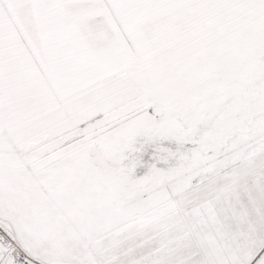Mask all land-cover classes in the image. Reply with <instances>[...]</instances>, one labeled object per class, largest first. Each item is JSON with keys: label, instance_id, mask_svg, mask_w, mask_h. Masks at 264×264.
Segmentation results:
<instances>
[{"label": "snow or ice", "instance_id": "6c2138e0", "mask_svg": "<svg viewBox=\"0 0 264 264\" xmlns=\"http://www.w3.org/2000/svg\"><path fill=\"white\" fill-rule=\"evenodd\" d=\"M0 264H264V0H0Z\"/></svg>", "mask_w": 264, "mask_h": 264}]
</instances>
